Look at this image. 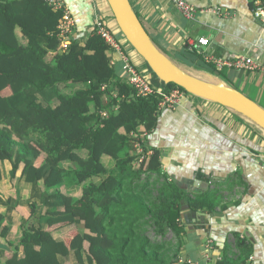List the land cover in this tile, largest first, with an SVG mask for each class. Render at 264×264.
Instances as JSON below:
<instances>
[{"label": "trees", "instance_id": "obj_1", "mask_svg": "<svg viewBox=\"0 0 264 264\" xmlns=\"http://www.w3.org/2000/svg\"><path fill=\"white\" fill-rule=\"evenodd\" d=\"M61 20L42 0H0V181L8 162L9 177L18 173L29 189L28 217L5 264H191L179 262L183 202L194 213L227 207L217 193L189 197L154 149L136 166V143L156 128L157 96L139 97L115 76L113 54L94 31L62 51ZM113 33L122 40L118 27ZM181 51L172 56L178 63L217 73L196 49ZM18 204L0 195L2 239ZM70 227L69 245L53 237ZM234 248L215 264H249V242L235 235Z\"/></svg>", "mask_w": 264, "mask_h": 264}, {"label": "crops", "instance_id": "obj_2", "mask_svg": "<svg viewBox=\"0 0 264 264\" xmlns=\"http://www.w3.org/2000/svg\"><path fill=\"white\" fill-rule=\"evenodd\" d=\"M130 1L155 46L170 58L190 47L189 41L204 38L208 44L200 47L199 54L213 68L205 61L206 55L227 59L248 55L257 61L264 60V25L254 18L251 0H184L198 10L214 6L229 13L223 18L199 11L193 20L185 19L171 0ZM65 2L74 19L73 36L81 40L94 31L96 16L110 14L106 0ZM108 23L116 32L113 21ZM128 53L144 75L146 64L135 59L133 50ZM114 60L115 76L125 80L122 63L118 57ZM186 68L205 79L210 75L213 79L208 80L240 91L264 109V75L215 68L217 73L210 74ZM146 79L157 89L165 87L158 79V83ZM143 137L147 149L159 152L162 171L189 197L217 193L220 205L227 207L216 209L214 214L194 213L183 202L181 224L186 233L181 258L191 264H215L234 253L236 235L251 245L248 263L264 264V132L220 105L188 95L174 110L160 111L156 128ZM4 169L6 178L0 181V195L19 201L11 213L10 231L4 239L15 246L21 236V221L28 217L29 189L18 181V173L13 180L9 177L11 164L5 162ZM63 190L69 193L68 189ZM70 193L74 198L81 195L76 188ZM0 212L4 214L5 208H0ZM44 223L43 218L41 225ZM76 229L70 227L64 234L55 232L53 237L61 236L69 245ZM10 255L0 252V264H5ZM66 264L77 263L70 257Z\"/></svg>", "mask_w": 264, "mask_h": 264}, {"label": "built area", "instance_id": "obj_3", "mask_svg": "<svg viewBox=\"0 0 264 264\" xmlns=\"http://www.w3.org/2000/svg\"><path fill=\"white\" fill-rule=\"evenodd\" d=\"M52 11L60 12L62 15L61 24L58 28V39L61 42L62 51L66 50L69 46V40L73 36L74 29V19L71 15V11L66 4L65 0H42ZM179 13L187 20H193L196 14L200 11L202 13L211 14L217 17H228L229 13L218 7H205L198 10L194 5L184 1V0H171ZM253 16L256 20L264 25V2L260 0H251ZM94 33L98 35L104 42L106 47L112 52L113 59L110 61V66H115L114 57H118L123 65L124 78L127 84H129L136 92L139 97H149L152 95L157 96L158 113L163 110H174L179 103L185 99L186 92L180 89H173L171 91H166L164 88H155L151 83L145 78V76L140 73L137 68L133 65L131 58L125 53V50L121 44V39L117 37L111 30H109L101 21L99 17H95L94 23ZM189 41V40H188ZM187 41V42H188ZM208 44L207 39L200 38L196 42L189 41L188 45L190 48H194L197 52L200 51V47H204ZM205 61L214 66L217 71L223 69H233L238 71L246 72H258L264 75V60L257 61L248 55H240L232 59L214 57L212 55H206ZM102 90L107 89V86H102ZM106 114L102 113V117ZM142 136V140H143ZM144 141L141 143H136L135 148L138 151V160L136 166L138 167L143 159L148 158L151 151L145 150L142 147ZM183 258L179 259V262H184ZM189 263V262H188Z\"/></svg>", "mask_w": 264, "mask_h": 264}, {"label": "water", "instance_id": "obj_4", "mask_svg": "<svg viewBox=\"0 0 264 264\" xmlns=\"http://www.w3.org/2000/svg\"><path fill=\"white\" fill-rule=\"evenodd\" d=\"M116 25L131 48L145 62L155 77L166 85H175L187 94L220 105L248 120L264 132V109L240 91L216 81L199 79L179 68L168 55L155 46L136 16L129 0H106ZM209 78L213 79L210 75ZM0 252L14 254L0 237Z\"/></svg>", "mask_w": 264, "mask_h": 264}, {"label": "rangeland", "instance_id": "obj_5", "mask_svg": "<svg viewBox=\"0 0 264 264\" xmlns=\"http://www.w3.org/2000/svg\"><path fill=\"white\" fill-rule=\"evenodd\" d=\"M131 2V1H130ZM131 4H132V2H131ZM132 6H133V4H132ZM134 8V7H133ZM135 10V9H134ZM101 15V14H100ZM100 20L101 21H103V23L106 25V26H108L107 24H109L108 22H109V20L110 21H113V23H112V26L114 25V26H116V22H115V20H114V18L112 17V15L111 14H109L108 16H105V15H103V17L101 18L100 17ZM120 36L122 37V35L120 34ZM124 38H122V40H123ZM124 42V43H123ZM121 44H122V46H123V48H124V50L127 52V51H130V50H133L132 48H131V46L126 42V41H123ZM126 46V47H125ZM134 51V50H133ZM134 53V52H133ZM134 55H136L135 53H134ZM138 59V60H140V61H142L143 63H144V65H145V62L139 57V56H137L136 55V57H135V59ZM172 61L179 67V68H181L182 70H185V71H188L187 69L188 68H186V67H184L182 64H180V63H178L174 58H172ZM145 67H146V72L144 73V76L146 77V78H148V79H150V81H152V82H154V83H158L157 82V78L155 77V75L150 71V69L145 65ZM191 72V75L192 76H194V77H196V78H201V79H203L204 77L202 76V75H197L196 73H194V72H192V71H190ZM203 77V78H202Z\"/></svg>", "mask_w": 264, "mask_h": 264}, {"label": "bare ground", "instance_id": "obj_6", "mask_svg": "<svg viewBox=\"0 0 264 264\" xmlns=\"http://www.w3.org/2000/svg\"><path fill=\"white\" fill-rule=\"evenodd\" d=\"M203 78V77H202ZM209 79V78H208ZM208 82L211 81V80H207ZM214 81V80H213ZM217 81V80H216Z\"/></svg>", "mask_w": 264, "mask_h": 264}]
</instances>
